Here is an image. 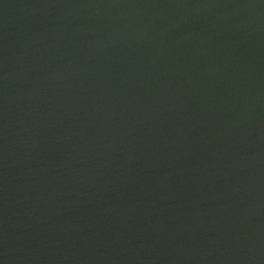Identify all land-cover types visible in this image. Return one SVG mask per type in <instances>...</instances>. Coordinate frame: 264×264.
Here are the masks:
<instances>
[{"label":"water","instance_id":"obj_1","mask_svg":"<svg viewBox=\"0 0 264 264\" xmlns=\"http://www.w3.org/2000/svg\"><path fill=\"white\" fill-rule=\"evenodd\" d=\"M0 264H264V0H0Z\"/></svg>","mask_w":264,"mask_h":264}]
</instances>
